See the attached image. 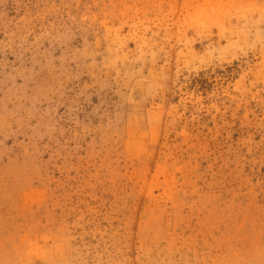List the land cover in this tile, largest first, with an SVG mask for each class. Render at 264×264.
Returning <instances> with one entry per match:
<instances>
[{
	"label": "rangeland",
	"instance_id": "1",
	"mask_svg": "<svg viewBox=\"0 0 264 264\" xmlns=\"http://www.w3.org/2000/svg\"><path fill=\"white\" fill-rule=\"evenodd\" d=\"M0 264H264V0H0Z\"/></svg>",
	"mask_w": 264,
	"mask_h": 264
}]
</instances>
